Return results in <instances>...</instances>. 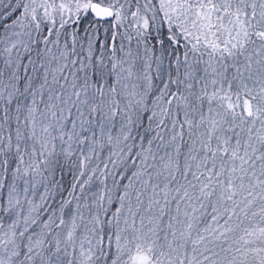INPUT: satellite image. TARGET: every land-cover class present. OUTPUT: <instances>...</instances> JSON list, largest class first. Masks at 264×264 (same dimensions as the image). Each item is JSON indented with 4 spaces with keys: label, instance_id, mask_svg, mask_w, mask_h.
Listing matches in <instances>:
<instances>
[{
    "label": "snow or ice",
    "instance_id": "snow-or-ice-1",
    "mask_svg": "<svg viewBox=\"0 0 264 264\" xmlns=\"http://www.w3.org/2000/svg\"><path fill=\"white\" fill-rule=\"evenodd\" d=\"M0 264H264V0H0Z\"/></svg>",
    "mask_w": 264,
    "mask_h": 264
}]
</instances>
